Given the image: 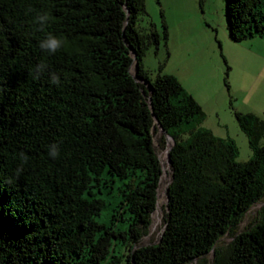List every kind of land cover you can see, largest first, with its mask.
Returning a JSON list of instances; mask_svg holds the SVG:
<instances>
[{"label": "trees", "instance_id": "obj_1", "mask_svg": "<svg viewBox=\"0 0 264 264\" xmlns=\"http://www.w3.org/2000/svg\"><path fill=\"white\" fill-rule=\"evenodd\" d=\"M225 10L231 40L264 36V0H225ZM146 14L144 0H0V264H264V113L233 108L252 151L236 161L235 141L200 125L204 110L174 75L160 64L150 77L145 51L168 27L142 34ZM48 32L65 39L54 55L39 48ZM40 63L48 70L34 79ZM161 128L173 143L164 231L142 245L163 174ZM20 151L30 159L17 178ZM117 181L101 224L103 188Z\"/></svg>", "mask_w": 264, "mask_h": 264}, {"label": "rangeland", "instance_id": "obj_2", "mask_svg": "<svg viewBox=\"0 0 264 264\" xmlns=\"http://www.w3.org/2000/svg\"><path fill=\"white\" fill-rule=\"evenodd\" d=\"M198 1L144 0L148 14L139 18L138 31L145 33L153 23L162 35L164 19L168 39L160 40L157 51L154 46H148L143 64L152 79L162 64V74L174 75L204 110L206 117L200 125L218 138H232L238 146L236 161L249 160L252 151L234 119L233 108L260 116L264 113V36L236 43L228 35L225 0H205L202 8ZM159 132L155 135V146L166 173L161 175L152 224L148 234L141 239L142 245L157 241L163 230L170 168L166 148L157 146ZM120 185L117 181L103 188L101 196L106 203L96 218L99 223L110 224ZM259 206L256 204L251 208L241 228L251 221ZM206 259L210 261L211 255Z\"/></svg>", "mask_w": 264, "mask_h": 264}, {"label": "clouds", "instance_id": "obj_3", "mask_svg": "<svg viewBox=\"0 0 264 264\" xmlns=\"http://www.w3.org/2000/svg\"><path fill=\"white\" fill-rule=\"evenodd\" d=\"M34 9L28 8L26 10V14L28 12H32ZM51 21V16L48 12H37L35 16V23L39 26L40 31H45L46 27L49 25ZM65 45V39L62 36L55 35L51 32L46 33L44 38L39 42V48L48 54L54 55L59 50H61ZM48 70V66L44 63H40L36 65L34 71L36 75L33 77L34 79H39V76ZM49 79L52 85H60L61 79L60 76L56 72H48ZM47 155L52 159L56 160L60 157V147L57 143H52L47 146ZM17 159L19 160V166L15 170V176L19 178L24 170V165L28 163L30 157L24 151H20L17 154Z\"/></svg>", "mask_w": 264, "mask_h": 264}, {"label": "water", "instance_id": "obj_4", "mask_svg": "<svg viewBox=\"0 0 264 264\" xmlns=\"http://www.w3.org/2000/svg\"><path fill=\"white\" fill-rule=\"evenodd\" d=\"M135 57L136 56H134L133 57V62H135ZM161 133H163L164 135H165V130L163 129V128H161ZM165 137H166V139L168 140L169 139V137L168 136H166L165 135ZM171 145H173V143H170V144H167L166 145V153H167V156H166V161L169 163V160H170V156H169V150H170V148H171ZM160 164H161V167H162V170H163V164H162V162H160ZM160 181H161V177H160ZM171 182V178H169V181H168V184H167V187H168V185H169V183ZM167 189V188H166ZM166 189H165V196H166V203H167V201H168V195H167V193H166ZM164 231V227H163V230H162V232ZM162 232L160 233V237H161V235H162ZM159 237V238H160ZM157 241H155V242H153V243H156ZM152 243V244H153ZM135 247H138V246H135Z\"/></svg>", "mask_w": 264, "mask_h": 264}, {"label": "bare ground", "instance_id": "obj_5", "mask_svg": "<svg viewBox=\"0 0 264 264\" xmlns=\"http://www.w3.org/2000/svg\"><path fill=\"white\" fill-rule=\"evenodd\" d=\"M168 143H169V144L171 143V139H168ZM163 173H166V168H165V166H163Z\"/></svg>", "mask_w": 264, "mask_h": 264}]
</instances>
